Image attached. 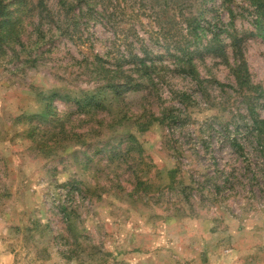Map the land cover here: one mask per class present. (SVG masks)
I'll use <instances>...</instances> for the list:
<instances>
[{
	"label": "rangeland",
	"instance_id": "1",
	"mask_svg": "<svg viewBox=\"0 0 264 264\" xmlns=\"http://www.w3.org/2000/svg\"><path fill=\"white\" fill-rule=\"evenodd\" d=\"M32 3L10 7L30 24L25 46L0 43V264H264V132L251 129L252 111L264 121V32L254 7L202 4L211 27L233 23L244 38L249 97L225 35L229 65L195 56L198 86L177 68V49L196 46L175 17L141 0H86L71 13L49 0L71 34L39 35ZM142 46L158 81L105 89L103 77L122 83ZM97 91L103 106L76 103ZM164 111V123L153 120Z\"/></svg>",
	"mask_w": 264,
	"mask_h": 264
},
{
	"label": "trees",
	"instance_id": "2",
	"mask_svg": "<svg viewBox=\"0 0 264 264\" xmlns=\"http://www.w3.org/2000/svg\"><path fill=\"white\" fill-rule=\"evenodd\" d=\"M13 0H0V43H7L8 47L12 44H19L20 46H25L23 44L24 40L29 38V33H27V26L30 24H24V21L14 15L17 13L11 11L10 7ZM49 0H33L32 8L28 13L35 14L36 23L34 24L33 33H38L39 35L43 34V29L45 26L53 31L58 30L67 34L69 31L62 27V22L58 17V13L55 12L49 5ZM60 8L66 9L67 13L73 12L76 7H83L86 0H57ZM119 1V0H115ZM209 1L212 0H141V7L153 11L154 13H160L161 15L167 14L168 18L178 19V23H183L186 26V31L188 35L195 41L196 48L192 51H189L188 48H179L177 49L182 53L181 58L177 62V68H181L183 73L190 74L191 77L197 81L198 86H200V78L196 73L194 64L195 56H204V55H213L214 58L222 60V63L229 65V54L226 50L225 45L222 43V37L225 35L224 39L229 40V44L232 50V55L236 60L237 64L235 68L232 69V72L236 78L237 89L241 92H245L250 97L253 92V86L250 84V74L247 67V63L244 58L243 53V42L244 38L239 36L237 31H235L233 23L225 24L223 21H218L220 26H212L205 19L204 12L202 10L203 5H208ZM228 0H222L223 3H227ZM249 4L254 7L255 22L257 28L261 29L264 32V0H246ZM203 4V5H202ZM150 6V7H149ZM127 10V6L125 7ZM116 15V12H113ZM230 16L233 18L234 14L229 12ZM80 19V18H78ZM47 21L44 23V21ZM77 21V19H74ZM33 25V23H31ZM209 25V26H208ZM213 29H211V28ZM182 30V29H181ZM211 34V39L206 42L205 45L201 44V41L207 37V34ZM76 34V32H75ZM138 38V36H137ZM200 44V45H199ZM202 45V46H201ZM128 47H133L132 43L128 44ZM201 47V48H200ZM24 49V48H23ZM14 51V50H13ZM22 52H18L16 56V61L21 60ZM28 57L33 58L30 54ZM37 60V57L34 58ZM12 60V59H11ZM100 60V58H96ZM29 61H25L27 63ZM125 64L131 65L129 71H123L122 73V83L118 81L116 77H103V82L105 83V89H111L112 91H117L118 93L125 89L126 91L137 92L141 89H144L146 85L155 84L158 81V75L156 70L158 69V64L155 63L149 49L142 46V56L133 54L130 60H126ZM101 70L106 73V71L101 67ZM131 75H137L138 79L131 81ZM148 83V84H147ZM255 90V89H253ZM90 96L91 98H89ZM104 92L97 91L92 94L86 95V98L83 100L77 99L76 103L80 106H83L85 109L89 106H103L105 101H103ZM42 101L45 103V115L41 118L44 120L45 116L52 115V102L46 97H43ZM165 111L163 112V114ZM252 120L253 127L251 129H256L259 132L257 137L263 135L264 132V121H259L256 114L252 111ZM127 118V117H126ZM169 117L167 114H164L162 118L153 119L156 122L164 123ZM134 119L130 118L129 123ZM135 120L134 122H136ZM240 128V125H237V129ZM246 128V127H245ZM63 206V205H62ZM62 213L64 216H68L67 208H62Z\"/></svg>",
	"mask_w": 264,
	"mask_h": 264
}]
</instances>
